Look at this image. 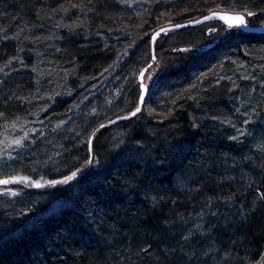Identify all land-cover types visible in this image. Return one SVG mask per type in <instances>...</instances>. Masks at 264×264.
I'll return each mask as SVG.
<instances>
[{
  "label": "trees",
  "instance_id": "1",
  "mask_svg": "<svg viewBox=\"0 0 264 264\" xmlns=\"http://www.w3.org/2000/svg\"><path fill=\"white\" fill-rule=\"evenodd\" d=\"M95 1L102 17L124 8L118 0ZM162 1L164 8L183 10V17L221 8L255 11L249 22L264 21V0ZM36 3L0 0V10H25ZM207 25L170 33L169 37L176 36L171 47L198 46L209 37ZM72 47L84 72L114 55L112 47L90 45L85 39ZM173 49L156 69L154 94L165 95L169 102V95L190 86L197 97L202 90L200 100L186 96L163 119L135 116L108 124L137 106L139 85L134 78L126 99L108 115L79 118L84 139L78 147L69 128L56 133L57 142L49 143L47 150L63 142L65 151L53 159L50 153L38 157L34 162L38 171L54 179L88 167L62 185L24 188L20 197L12 198L22 207L17 211L3 208V201L8 204L10 200L0 197V264L261 261L264 123L247 130L243 121L235 122L227 86L202 75L226 56L264 49V34L234 30L204 51ZM17 82L28 85L24 79ZM13 86L9 83L5 90L0 81V110L13 108ZM60 101H64L61 108L70 103L65 98ZM118 128L121 135L116 138L112 132Z\"/></svg>",
  "mask_w": 264,
  "mask_h": 264
},
{
  "label": "rangeland",
  "instance_id": "2",
  "mask_svg": "<svg viewBox=\"0 0 264 264\" xmlns=\"http://www.w3.org/2000/svg\"><path fill=\"white\" fill-rule=\"evenodd\" d=\"M118 2L124 8L109 11L103 17L95 0H37L36 6L25 10L22 7L16 11L0 10V81L5 90L7 84H15L11 92L13 108L0 110V180L12 181L0 184V197L10 200L8 204L3 201V208L22 209L19 200L12 198L20 197L24 188L62 185L88 167L51 179L38 171L34 162L40 156L50 153L53 159L65 151L63 142L47 150L49 143L57 142L55 134L64 129H70L74 146L78 147L84 139L79 118L108 115L126 99L134 78L140 95L137 78L151 60L148 56L150 38L157 28L202 16L200 13L183 17V10L164 8L162 0ZM210 10L212 8L207 9ZM206 24L209 37L198 46L216 39L220 41L237 30L224 26L213 31L212 28L217 27L215 22ZM172 32L160 35L156 41V60L145 76L149 91L141 111L135 115L137 119L143 116L166 118L186 96L194 95L200 100L202 90L197 97L190 86L169 95V102L165 95L154 94L156 69L166 52L173 49L171 44L176 39V36L169 37ZM84 39L90 45L104 43L105 47H112L114 55L104 64L84 72L72 47L76 41ZM173 50L197 52L195 49ZM206 77L227 86V95L235 109V122L243 121L247 130L264 123V49L243 50L241 56H226L202 75ZM21 79L28 85L16 83ZM62 98L70 100L66 108H61ZM197 116L202 115L197 113ZM118 130L112 132L116 138L121 135Z\"/></svg>",
  "mask_w": 264,
  "mask_h": 264
},
{
  "label": "water",
  "instance_id": "3",
  "mask_svg": "<svg viewBox=\"0 0 264 264\" xmlns=\"http://www.w3.org/2000/svg\"><path fill=\"white\" fill-rule=\"evenodd\" d=\"M248 13H252V15L249 16ZM255 13H256L255 11H249V12L243 11L242 12V11H229V10L212 9V10L208 11L207 13L203 14L202 16L196 18V19H191V20L179 22L176 24L163 25V26H160L159 28H157L151 34V60L149 61V63H147L141 69V71L138 75V78H137V80L140 83V88H141V93H140V96L138 99L137 106L130 113H128L126 115H120V116H117L115 118H112L107 123L113 124V123L118 122L120 120H123L125 118H132L141 111V109L144 105V102L146 100V96H147L148 91H149V87L145 83V76H146L147 71L151 67V65H153L154 61L156 60V54H155V52H156V41L160 37V35H162L164 33H169L172 31L180 30V29L186 28V27L200 26V25H203L206 23H214V22L222 24L228 30L237 29V30H241V31L246 32V33L264 34V21H262L261 23H258V24H252L251 22H249V18L254 16ZM214 14H218V15H214ZM235 15H243L245 20L247 21V26L246 27L229 28L228 23H226L225 20L220 18V16H235ZM164 29H167V31H163ZM212 29H213V31H216L218 28L213 27ZM157 33H159V35H157ZM208 33H210V31ZM217 42H219V39H216L213 42H208L206 44H203V45H200L197 47L181 46V47L177 48V50L187 51L190 49H195L196 51H204V50H207V49L213 47ZM137 108H139L140 111L137 112L136 111ZM134 112L136 114L132 115ZM93 139H94V135H92V137L90 139V149H92ZM75 176L76 175H72L71 179L75 178ZM263 261H264V257L257 264H263Z\"/></svg>",
  "mask_w": 264,
  "mask_h": 264
},
{
  "label": "snow or ice",
  "instance_id": "4",
  "mask_svg": "<svg viewBox=\"0 0 264 264\" xmlns=\"http://www.w3.org/2000/svg\"><path fill=\"white\" fill-rule=\"evenodd\" d=\"M218 15V14H214ZM249 16L252 15V13H248ZM221 19L225 20L226 23H228V27H246L247 26V21L245 20L243 15H235V16H220ZM163 31H167V29H164ZM159 35V33H157ZM137 112L140 111L139 108L136 110ZM136 113L134 112L132 115H135ZM71 179V177H69ZM12 181L9 180H0V184H8L11 183ZM37 187H40V185H36Z\"/></svg>",
  "mask_w": 264,
  "mask_h": 264
}]
</instances>
